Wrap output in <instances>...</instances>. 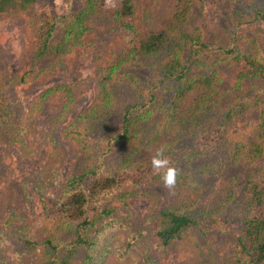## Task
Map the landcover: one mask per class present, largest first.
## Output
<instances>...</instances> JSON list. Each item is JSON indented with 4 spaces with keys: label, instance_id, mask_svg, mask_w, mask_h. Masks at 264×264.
Returning <instances> with one entry per match:
<instances>
[{
    "label": "trees",
    "instance_id": "1",
    "mask_svg": "<svg viewBox=\"0 0 264 264\" xmlns=\"http://www.w3.org/2000/svg\"><path fill=\"white\" fill-rule=\"evenodd\" d=\"M69 1V10L63 14H38L41 22L32 43L35 60L50 58L61 65L94 31L96 16L109 12L106 0ZM141 1L122 0L121 6L110 11L118 28L131 38L111 58L98 63L94 103L69 120L66 101L62 110L51 116L52 137L62 131L77 145L82 169L67 180L57 201L43 199L51 229L41 243L27 232L25 221L14 231L17 234L23 229L25 233L20 238L26 242L21 264H73L82 249L84 262L91 260L89 252L104 227L100 220L113 212L107 201L140 194L137 187L162 182L161 173L168 168L175 170V183L188 182L200 197L204 179L214 174L228 177L226 197L236 200V193L242 192L237 200L241 201L243 220L230 245L232 260L226 264H264V41L240 31L248 17L239 8L230 12L221 38L214 30L205 29L204 22L195 19L197 6L205 10L218 0H170L167 23L160 17V21H149L146 12L141 15ZM41 2L0 0V14L30 15ZM20 74L14 83L27 82ZM13 88L10 79L0 78V131L10 127V137L20 142L19 134L28 132L31 119L47 106V97L58 93L67 97L76 85L49 87L18 122L10 97ZM54 143L59 147L57 140ZM159 148L164 149L168 164L156 169L151 161ZM137 165L141 169L136 170ZM237 165L247 170L242 184L241 173L233 172ZM28 187L23 182L29 200L32 193ZM199 202L198 198L187 207L175 203L163 207L157 214L160 220L155 232L160 247L186 240L194 229L208 231L217 225L212 207H196ZM14 218L24 220L14 212L8 221ZM40 244L39 259L26 263ZM195 244V248L206 249ZM200 248L181 259V264H201Z\"/></svg>",
    "mask_w": 264,
    "mask_h": 264
},
{
    "label": "rangeland",
    "instance_id": "2",
    "mask_svg": "<svg viewBox=\"0 0 264 264\" xmlns=\"http://www.w3.org/2000/svg\"><path fill=\"white\" fill-rule=\"evenodd\" d=\"M230 1L218 0L208 4L205 10L199 4L195 19L204 22L205 29L214 30L221 38L224 33L221 28H228L227 17L239 8L248 17L245 18L248 22L242 25L240 31L242 29V33L262 43L264 12L261 10L264 11V0ZM121 4L122 0H106L105 9L109 12L96 16L94 31L84 37L83 44L75 46L73 52L65 56L61 65L50 58L35 60L32 43L36 40L41 22L38 14H63L69 10V0H42L30 15L16 12L0 14V68L3 71L0 78L10 79L14 84L10 97L17 108V122L31 103L49 87L63 83L76 85L67 97L62 93L47 97V106L31 119L28 132H15L16 136L19 134L20 142L13 141V135L10 137V127L0 131V264H21L26 242L20 238L25 233L23 229L13 233L23 221L29 225L27 232L36 235L34 237L40 243L48 236L51 224L45 218L43 199L49 203L57 201L67 180L82 169V152L77 145L62 131L52 137L51 116L62 110L66 101L69 103L66 113L69 120L94 103L98 63L111 58L131 38L129 34H123L111 16L110 11ZM170 4V0H142L138 10L141 15L146 12L151 22L160 21L157 18L160 17L163 23H167L170 20ZM30 67L34 68L28 73ZM227 71L230 73L231 69ZM19 73L25 75L27 82L14 83V80L19 81ZM120 91L127 92L124 87ZM119 115H115L116 121L120 119ZM56 140L59 147L54 143ZM144 154L147 157L148 152ZM244 168L237 165L233 169L234 173H241L240 184L246 178L247 170ZM135 169L141 167L137 165ZM226 180L228 177L219 174L204 179L201 197L197 195L196 187L188 182L166 187L161 181H153L137 187L141 190L138 195L110 199L106 204L113 212L110 217L100 220L104 227L99 233L101 238L89 252L93 258L84 262L85 250L82 249L73 264H181V259L197 253L200 247L195 248V243L206 247L200 248L204 258L201 264H207L205 260L212 261V264L231 262L233 250L230 245L242 227L243 212L239 202L242 192L236 193L239 200L227 199ZM23 182L27 183L32 193L29 200L23 193ZM198 198L200 202L196 207L209 204L217 225L211 226L208 231L194 229L186 240L167 248L160 247L155 235L160 220L157 214L163 207L174 203L190 206ZM14 212L15 215H22L24 220L14 218L8 221ZM46 226L49 229L44 232ZM40 254L41 244L37 251L30 253L26 263H34ZM197 260L193 259V262Z\"/></svg>",
    "mask_w": 264,
    "mask_h": 264
},
{
    "label": "clouds",
    "instance_id": "3",
    "mask_svg": "<svg viewBox=\"0 0 264 264\" xmlns=\"http://www.w3.org/2000/svg\"><path fill=\"white\" fill-rule=\"evenodd\" d=\"M152 166L156 169L164 168L168 161L164 158V149L159 148L156 150L155 156L152 158ZM161 180L166 187L174 186L176 182V173L172 168H168L167 171L161 173Z\"/></svg>",
    "mask_w": 264,
    "mask_h": 264
}]
</instances>
